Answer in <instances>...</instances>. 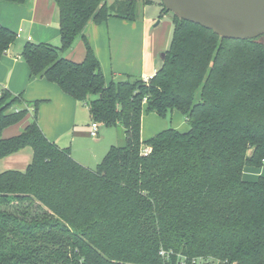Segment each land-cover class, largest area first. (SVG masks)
<instances>
[{
  "label": "trees",
  "instance_id": "1",
  "mask_svg": "<svg viewBox=\"0 0 264 264\" xmlns=\"http://www.w3.org/2000/svg\"><path fill=\"white\" fill-rule=\"evenodd\" d=\"M53 1L59 46L26 42L20 58L32 77L86 107L90 123L118 127L123 146L84 167L47 140L35 103L28 125L4 139L31 110L4 90L0 159L27 147L32 159L24 171L0 172V264H264V176L242 179L245 166L264 161V35L222 39L174 16L155 74L106 85L84 28L137 20L138 0ZM166 14L162 7L159 17ZM76 38L80 62L63 56ZM16 39L0 24V57ZM173 110L188 130L142 142L143 111L165 118Z\"/></svg>",
  "mask_w": 264,
  "mask_h": 264
},
{
  "label": "crops",
  "instance_id": "2",
  "mask_svg": "<svg viewBox=\"0 0 264 264\" xmlns=\"http://www.w3.org/2000/svg\"><path fill=\"white\" fill-rule=\"evenodd\" d=\"M160 13V12H159ZM158 24L143 16L135 21L108 18L95 25L90 21L83 34L95 54L107 85L111 80L124 77L146 79L152 77L161 66L165 51L170 44L173 24L167 14L160 17ZM0 24L20 37L0 57V87L13 95H22L31 104L30 112L19 123L2 131V138L20 134L31 120L32 105H37V123L50 142L60 149H68L72 158L80 165L94 169L116 141L123 140L118 127L107 133L109 127L98 128L96 137L90 135V115L86 107L44 78L30 75L27 64L20 58L26 42L49 43L59 46L58 11L53 0H25L18 4L0 1ZM27 38H30L28 41ZM84 44L76 38L72 47L63 56L76 62L84 57ZM172 129L185 131L177 110L171 112ZM182 115V114H181ZM103 126V125H99ZM181 126V127H180ZM166 129L165 120L154 113L141 116V140L145 142ZM187 130V129H186ZM186 132V131H185ZM32 159V150L24 148L0 159V172L24 171ZM264 176V161L259 168L245 166L242 179L254 182Z\"/></svg>",
  "mask_w": 264,
  "mask_h": 264
},
{
  "label": "water",
  "instance_id": "3",
  "mask_svg": "<svg viewBox=\"0 0 264 264\" xmlns=\"http://www.w3.org/2000/svg\"><path fill=\"white\" fill-rule=\"evenodd\" d=\"M161 4L171 19L177 16L222 39L248 40L264 35V0H161Z\"/></svg>",
  "mask_w": 264,
  "mask_h": 264
},
{
  "label": "rangeland",
  "instance_id": "4",
  "mask_svg": "<svg viewBox=\"0 0 264 264\" xmlns=\"http://www.w3.org/2000/svg\"><path fill=\"white\" fill-rule=\"evenodd\" d=\"M114 1L115 0H104V2H106L107 4H111ZM146 1H149L150 3L149 4H145L143 2V0H138L137 1V5H136V14L138 16L137 19H140L143 16H145L146 18L153 19L154 20L153 24H156L157 22H159V20H161V18L159 17V12H160V10L162 8L161 0H146ZM167 16H168V14H167ZM168 18L171 19L170 17H168ZM169 21H171V20H169ZM170 38H171V36H170ZM260 41L262 43H264V36L261 37ZM171 115H172L171 113H168L165 118H162L163 120H165L166 129L172 128V126H175L178 123L177 121L171 123V120H172V118H171L172 116ZM178 116L180 118L181 125H183L184 128L186 127V129L188 130L189 126H188L187 122L185 121L184 116H182L181 114H178ZM103 127H105V126H99L98 125V128L100 130ZM114 129L115 128H113V127H109L107 129V133H112L114 131ZM186 129H185V131H187ZM185 131H183V132H185ZM115 144H116L115 146H123V140L120 141V142L116 141Z\"/></svg>",
  "mask_w": 264,
  "mask_h": 264
},
{
  "label": "built area",
  "instance_id": "5",
  "mask_svg": "<svg viewBox=\"0 0 264 264\" xmlns=\"http://www.w3.org/2000/svg\"><path fill=\"white\" fill-rule=\"evenodd\" d=\"M20 30H18V32H16V37L19 38L20 37ZM27 40L29 41L30 38H27ZM151 78V77H150ZM150 78H146V79H143L144 82H147ZM4 90L0 87V96L2 94ZM97 133H98V124L96 122H92L90 123V135L91 137H96L97 136ZM151 152V148L149 146H144L142 149H141V154L143 155H148L149 153ZM160 255L161 256H164V251H160Z\"/></svg>",
  "mask_w": 264,
  "mask_h": 264
}]
</instances>
